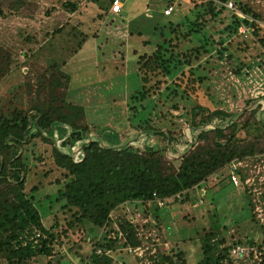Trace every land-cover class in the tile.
I'll use <instances>...</instances> for the list:
<instances>
[{
	"label": "trees",
	"instance_id": "trees-1",
	"mask_svg": "<svg viewBox=\"0 0 264 264\" xmlns=\"http://www.w3.org/2000/svg\"><path fill=\"white\" fill-rule=\"evenodd\" d=\"M4 1L0 0L2 18L26 6V0H8L7 7ZM191 1L198 11L197 20L189 24L186 19L170 23L169 37L157 44L153 52L138 56L143 85L132 97L134 102L143 103L162 94L169 99L199 94L207 79L198 74L199 69H205L199 62L204 56L212 57L213 50L206 43L192 45L193 33L204 29L209 20L221 17L228 10L222 4L230 0H218L222 4L214 0ZM232 1L245 18L232 12L231 22L222 31L228 40L216 42L219 48L214 54L221 61L232 60L234 53L242 51L240 46H247L249 41L258 43L264 50L262 14L242 0ZM63 8L73 14L80 11L76 2L68 1ZM107 10L96 19L104 21ZM243 26L249 30L247 37L239 32ZM76 28H71L74 37L79 38L72 55L89 38V34ZM63 29L64 25L56 33L62 34ZM185 42L191 46H184ZM32 53L29 52L31 56ZM67 62H50L42 71L28 68L26 80L37 82L28 92L27 108L0 110V264H39L45 259L47 264H63L67 257L58 251L70 237L75 239L74 244L95 240L82 264H115L114 255L128 247L145 249L142 256L134 258L139 264H189L180 250L167 253L162 248L144 246L143 236L126 212V205L138 211L140 207L147 208L145 216L151 217L149 207L154 204L150 201L155 193L161 199L189 202L196 188L233 160L264 154V97L242 111L194 107L192 126L186 137L183 132L178 135L147 121L133 127L128 140L121 145L107 147L101 139L89 136L84 108L65 98L70 87V78L63 71ZM20 63L19 55H13L0 43V81L19 69ZM244 66L252 68L242 63L236 74L241 75ZM163 85H166L164 89ZM173 108L179 107L174 104ZM132 109L137 110V106ZM201 114L205 116L198 124L196 119ZM38 142L52 147L49 157L53 167L44 169L42 177L48 179L58 173L54 183L50 182V186L57 187L54 193H46L47 188L38 186L26 191L30 174L37 167L35 162L50 165L44 162L41 152L33 151ZM245 176L246 173H241L242 180ZM224 178L229 180L228 174ZM243 188L252 206L251 188ZM119 211L124 215L115 219L114 214ZM49 216L53 223L47 227L43 220ZM154 218L159 220L157 215ZM93 231H96L94 235ZM234 244L262 250L264 241L257 243L248 238L230 245L225 235L211 230L201 238L203 258L194 264H233L230 251Z\"/></svg>",
	"mask_w": 264,
	"mask_h": 264
},
{
	"label": "rangeland",
	"instance_id": "rangeland-1",
	"mask_svg": "<svg viewBox=\"0 0 264 264\" xmlns=\"http://www.w3.org/2000/svg\"><path fill=\"white\" fill-rule=\"evenodd\" d=\"M68 1L78 3L80 11L73 14L64 9L63 4ZM242 1L264 18V0ZM4 3L7 7L8 0ZM121 3L124 6L123 20L96 19V16L105 12V8L109 12L110 0H26V6L12 16L0 17V43L21 59L19 69L11 71L0 81V110L6 111L15 106L27 108L28 92L36 86V80H26L28 68L32 66L35 71H42L50 62L60 64L63 60H68L63 71L70 78L69 92L65 98L84 108L90 127L89 135L101 139L107 147L121 145L128 140L133 127L145 125L147 121L157 128L178 132V135L183 132L182 135L186 137L192 126L191 111L194 107L200 105L204 109L242 111L264 97V50L258 43L249 41L247 46L242 44V51H235L232 60L221 61L214 54L219 48L216 42L228 38L222 31L231 22L233 11L227 10L221 17L209 20L204 29L193 33L192 45L206 43L213 50L212 57L204 56L199 62L205 69H199L198 74L207 79L197 96H172L169 99L166 94H162L143 103L134 102L132 97L143 85L138 70V56L153 52L157 44L169 37L167 27L170 23L186 19L189 24L197 20L198 11L191 0H121ZM169 6H173L174 10L170 16H165L164 10ZM63 25V33L57 34V29ZM81 25L83 27L78 28ZM75 26L76 31L82 30L89 34V38L72 55L71 51L77 48L79 40L71 29ZM184 46L191 45L185 42ZM29 52H33L32 56ZM242 63L252 68L244 66L241 75H238L235 71ZM174 104L179 108H173ZM132 106H137V110L132 109ZM203 116L201 114L196 119L198 124ZM51 150L52 147L43 142L34 146L33 151L41 152L44 162L50 165L35 162L37 167L30 174L27 192L34 186L47 188L46 193L57 190V187L50 186V182L54 183L58 173L48 179L42 177L44 169L53 167L49 157ZM258 158L264 160V154L250 159ZM177 165L174 164L175 167ZM227 174L228 168L225 167L203 183L207 188L203 204L196 206L200 197L194 191L189 202L181 203L171 198L158 210L156 205L150 204L151 217L145 216L147 208L137 210L133 214V221L143 236L144 246L162 248L167 253L180 250L189 264H194L203 258L201 238L211 230L225 235L230 245L239 240L245 242L248 238L262 243L264 225L257 217L256 208L260 207L264 214V184L260 195L250 189L251 206L246 188L235 187L224 178ZM122 215L124 212L119 211L114 217L117 219ZM156 215L159 220L154 218ZM155 220L158 226L153 222ZM43 222L50 227L52 217L45 218ZM224 227H227L226 231ZM95 233L92 232L93 235ZM72 238L58 252L67 257L63 264H82L91 253L95 240L90 243L77 240L74 244L75 239ZM114 257L115 264H139L134 260L136 255L126 249L117 252ZM39 264H47V260H41Z\"/></svg>",
	"mask_w": 264,
	"mask_h": 264
},
{
	"label": "built area",
	"instance_id": "built-area-1",
	"mask_svg": "<svg viewBox=\"0 0 264 264\" xmlns=\"http://www.w3.org/2000/svg\"><path fill=\"white\" fill-rule=\"evenodd\" d=\"M214 1L219 4H222L218 0H214ZM222 5L225 6L228 10L233 11L239 17L245 18V16L240 11H237L234 8V3L232 0ZM173 10H174L173 6L167 7L164 10V15L170 16ZM121 11H122L121 0H113L111 4V12L114 14H119ZM248 31L249 30L244 26L239 29V32L243 35L244 34L246 35ZM227 168H228L229 180L235 187H245L246 186L248 188H251L253 192H256L259 195L262 194L261 186L264 184V160L263 159H260V158L256 160H253L250 158L235 159L229 163ZM241 173L247 174V177L245 178V180H242ZM196 191L198 192V195L200 197L198 204H196V206H198L200 204H203L204 202L203 199H204V196L206 195L207 188L203 186L202 184L201 186L196 188ZM167 200L168 199L159 198L155 193L154 200L150 202L154 203L158 208H162L166 205ZM125 210L128 213V215L131 217V219H134L133 214L137 210L129 206V204L126 205ZM256 212L258 213L257 217L261 220V223L264 225L263 211L261 210L260 207H257ZM126 250L129 253H133L137 256H142L145 249L142 247H139L136 249H133L132 247H128L126 248ZM263 251L264 249L259 250L257 247L245 246L242 244H234L230 251V257L233 261H236L233 264H263V257H262ZM97 253L100 254L101 250H98ZM237 261H240V262H237Z\"/></svg>",
	"mask_w": 264,
	"mask_h": 264
},
{
	"label": "crops",
	"instance_id": "crops-1",
	"mask_svg": "<svg viewBox=\"0 0 264 264\" xmlns=\"http://www.w3.org/2000/svg\"><path fill=\"white\" fill-rule=\"evenodd\" d=\"M123 1H125V0H123ZM123 9H124V6H122V11L119 14H114V13L111 12V7H110L107 18H112V20H115V19H117V20H119V19L120 20H123V18H124L122 16ZM138 209L141 210L142 207H140Z\"/></svg>",
	"mask_w": 264,
	"mask_h": 264
},
{
	"label": "water",
	"instance_id": "water-1",
	"mask_svg": "<svg viewBox=\"0 0 264 264\" xmlns=\"http://www.w3.org/2000/svg\"><path fill=\"white\" fill-rule=\"evenodd\" d=\"M90 136V135H89Z\"/></svg>",
	"mask_w": 264,
	"mask_h": 264
}]
</instances>
